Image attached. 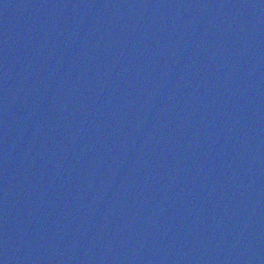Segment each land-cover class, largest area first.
<instances>
[{
    "label": "water",
    "instance_id": "obj_1",
    "mask_svg": "<svg viewBox=\"0 0 264 264\" xmlns=\"http://www.w3.org/2000/svg\"><path fill=\"white\" fill-rule=\"evenodd\" d=\"M0 264H264V0H0Z\"/></svg>",
    "mask_w": 264,
    "mask_h": 264
}]
</instances>
